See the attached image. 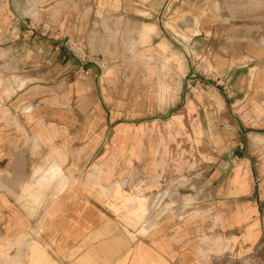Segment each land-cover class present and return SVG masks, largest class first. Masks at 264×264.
Masks as SVG:
<instances>
[{
	"label": "crops",
	"instance_id": "0c3cea01",
	"mask_svg": "<svg viewBox=\"0 0 264 264\" xmlns=\"http://www.w3.org/2000/svg\"><path fill=\"white\" fill-rule=\"evenodd\" d=\"M210 1L78 0V15L70 22L65 0L61 23H52L46 8L38 24L81 30L87 53L96 58L110 54L108 35L118 38L126 30L135 40L163 39L191 54L199 38L200 56L220 63L213 76L225 84L229 98L239 99L231 105L239 125L264 131V83L253 71L264 69L253 64L264 61V44L249 34L264 25V0H223L232 4L225 6L230 15L220 21L208 16ZM21 13L22 0H0V69L19 68L33 79L39 77L33 66L43 55L51 69L38 83L45 89L40 101L0 105V264H6L7 241L25 235L39 251L21 240L13 251L16 264H32L35 254L42 264H264V133L253 134V148L232 145L227 133L231 120L224 117L225 147L205 154L220 159L219 165L213 161L198 169L204 175L201 186L195 183V190L183 196L165 157V129L151 134L146 122L129 124L114 105L95 100L105 90L102 80L96 81V69L91 67L90 77L81 83L72 82L64 51L54 68L53 47L21 38ZM172 18L169 28L166 22ZM154 26L159 28L156 36ZM129 71L122 76H151L149 70ZM140 89L146 91L149 84ZM74 92L79 99L70 101ZM49 167H58L60 181L49 178ZM195 178L191 174L190 180ZM35 185L43 191L32 201L27 195ZM167 188L173 189L169 199L177 207L176 218L169 221L156 213ZM188 197L194 204L212 201L220 209L212 221H200L186 212L191 209L185 208ZM144 225L148 229L140 235Z\"/></svg>",
	"mask_w": 264,
	"mask_h": 264
},
{
	"label": "rangeland",
	"instance_id": "374dc122",
	"mask_svg": "<svg viewBox=\"0 0 264 264\" xmlns=\"http://www.w3.org/2000/svg\"><path fill=\"white\" fill-rule=\"evenodd\" d=\"M63 1L65 0H22L21 19L25 22V25L23 24L21 38L25 41L33 39L42 44H47L49 48L53 47V51L49 56L54 55V68L60 60V58L58 60L60 52L64 51L68 58L69 67H67V71L73 77L72 82L81 83L82 80L90 77L89 70L91 67L96 69V81L102 80L105 90L97 93L95 100L114 105L118 108V113L125 114L124 120L128 121L129 124L140 126L146 122L149 127L148 131L151 134L159 131L163 133L165 129L167 134L165 157L167 163H170L172 171L177 174V181L174 177L169 180L181 183L183 196L189 195L190 192L195 190V183L201 184L204 175L200 174L198 169L204 168L213 161V165H219L218 161L220 159L217 161V158L205 157V154L206 151L211 149L216 150L225 147L224 127L222 125L224 117L229 115L231 120L227 133L232 140V145L240 142L243 149L248 148V146L253 148L255 144L257 145V142L254 144L253 134L264 133V131L259 132L258 128L255 127L246 130V128L239 125V116L231 109V105L238 102L239 99L229 98L225 84L221 82L220 78L213 76L212 71L218 68L220 63L211 61L212 59L209 58L205 60L203 56H200L203 47L199 38L197 39L196 52L193 50L195 54H191L189 49L183 46L171 48L163 39L153 42L145 37H140L135 40L131 38L133 33L126 30V34L124 33L118 38L111 39L112 37L108 35L110 54L104 57H92L87 53V42L82 40L81 30L45 29L38 24L43 20L42 11L46 8H49L51 12L48 16L51 22L61 23L59 17H61V11L63 10ZM238 1L243 2L244 0ZM253 1L246 0L245 2L251 4ZM223 2V0H213L210 1V5L206 6L208 7V16L214 18V21H220L221 18L230 15L228 10H225V6H230L232 3ZM236 4L234 3V5ZM68 7L69 21H75L79 9L78 0H68ZM86 8H88V5ZM173 20L172 18L169 22H166L169 28H171ZM158 30L159 28L154 26L151 32L153 31L156 36ZM89 32L86 31V34H89ZM249 34L259 43L264 44V25ZM149 52L151 53L147 55L146 53ZM81 55L85 57L83 70L88 72L85 78H81ZM49 56L48 62L50 60ZM100 58L103 59L100 60ZM43 59H45L44 55L41 62L33 66L39 76L33 79H29L19 68L6 67L0 69V105L5 101H40V98L45 95V89L40 88L38 83L45 81L41 76L46 75L47 70L51 69L50 64L45 67L46 62H43ZM253 64L259 68L264 67V61H257ZM1 65L3 63H0ZM101 65L103 68L100 70L98 67ZM2 69L4 71H1ZM127 70L131 72L149 70L151 76L126 79L122 75ZM253 71L256 72V80L264 83V69L254 68ZM21 81L24 82L22 88L19 87ZM31 83L36 84L31 85ZM146 84H149V89L143 92L140 88ZM107 88L110 89L107 90ZM74 94L75 96L70 97V101L79 99L76 97V92ZM54 96H56V93H54ZM251 104L254 107L253 100H251ZM112 112H115V110ZM173 118L176 120L175 124L171 126L170 123ZM170 135H174V137ZM232 160L234 159L231 158L230 161L232 162ZM179 173L180 175H178ZM191 174L197 177L194 181L190 180ZM60 176L59 170L53 178L54 181H60ZM190 183H192L191 190H189ZM42 191L43 188L35 185V189L30 194L33 196L28 194L27 198L37 201L40 199ZM171 192H173V189L167 188L161 201V203H164L161 206H156V213L158 212L159 216L164 217L166 221L176 218L174 210L177 207L169 199L172 196L170 195ZM23 198H26V196ZM158 201V198H156L154 205ZM187 201H185L187 203L185 208L191 207V209L186 212L193 213L200 221H212L213 215L220 209L212 201L194 204L195 202L191 201L189 197ZM149 225L152 226L153 223ZM213 228L215 226L211 225L210 229ZM147 229V226H142L139 234H144ZM24 239L27 240L28 247L32 246L31 251L35 253L39 251L37 244L26 235L16 242L7 241L5 244L6 264H16L13 255L14 247H19L21 240ZM215 244L216 242H214ZM83 249L84 247L81 248V250ZM86 255L88 256L89 253L86 252ZM32 258V264H42L43 262V258L36 256V254Z\"/></svg>",
	"mask_w": 264,
	"mask_h": 264
},
{
	"label": "bare ground",
	"instance_id": "6f19581e",
	"mask_svg": "<svg viewBox=\"0 0 264 264\" xmlns=\"http://www.w3.org/2000/svg\"><path fill=\"white\" fill-rule=\"evenodd\" d=\"M58 172H59V169L57 167L50 168L49 169V175H50L49 178H54L58 174ZM138 203H140V202H138ZM138 208L139 209L143 208V206H141V203L138 204Z\"/></svg>",
	"mask_w": 264,
	"mask_h": 264
},
{
	"label": "built area",
	"instance_id": "2783aa9c",
	"mask_svg": "<svg viewBox=\"0 0 264 264\" xmlns=\"http://www.w3.org/2000/svg\"><path fill=\"white\" fill-rule=\"evenodd\" d=\"M84 61H85V57H84V55H81V78H85V76L88 74V72L86 70H83ZM102 68H103L102 65L100 67H98V69H100V70Z\"/></svg>",
	"mask_w": 264,
	"mask_h": 264
}]
</instances>
